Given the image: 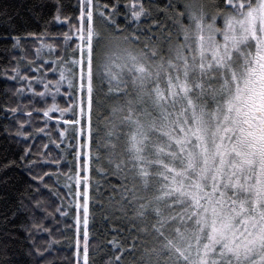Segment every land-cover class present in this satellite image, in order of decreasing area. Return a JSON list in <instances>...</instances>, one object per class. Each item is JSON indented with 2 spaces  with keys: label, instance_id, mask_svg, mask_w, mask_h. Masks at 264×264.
I'll return each mask as SVG.
<instances>
[{
  "label": "snow or ice",
  "instance_id": "6c2138e0",
  "mask_svg": "<svg viewBox=\"0 0 264 264\" xmlns=\"http://www.w3.org/2000/svg\"><path fill=\"white\" fill-rule=\"evenodd\" d=\"M53 6L55 21L71 20L62 18V0ZM108 7L77 0L76 23L61 34L63 50L41 40L34 59L23 61L32 75L19 63L11 69L20 101L5 109L15 121V130L5 127V133L26 144L47 137L42 148L57 149L56 157L43 161L55 172L32 176L55 206L49 212L36 200L35 208L52 219L75 213L76 264H89L91 173L101 171L93 168L101 160L92 155L94 81L107 82L108 93L119 94L131 79L135 99L110 109L103 145L96 142L97 152L105 149L108 171L123 177L111 189L109 207L130 232L126 240L110 242L118 254L105 264H121L125 255L131 264H264V0H215L211 11L199 0H172L159 13L176 30L173 44L171 29L163 25L166 48L151 28L122 29L114 18L119 5ZM126 10L134 25L150 20L162 27L145 0H129ZM13 39L16 48L19 37ZM49 73L58 78L49 79ZM77 94L78 101L70 103ZM64 96L61 106L58 98ZM149 102L152 111L145 108ZM121 137L124 146L117 151ZM31 155L29 145L19 157L27 160L29 175L43 166L28 159ZM14 164L0 163V169ZM45 177L54 179L52 186ZM150 188L156 192L151 198L142 194ZM8 220L5 216L3 223ZM31 229L52 233L38 221ZM31 243L27 254L43 258L57 242L50 240L45 251ZM0 264H11L6 249L0 250Z\"/></svg>",
  "mask_w": 264,
  "mask_h": 264
},
{
  "label": "trees",
  "instance_id": "16d2710c",
  "mask_svg": "<svg viewBox=\"0 0 264 264\" xmlns=\"http://www.w3.org/2000/svg\"><path fill=\"white\" fill-rule=\"evenodd\" d=\"M155 1L153 5H156L158 10L156 18H158L159 22H162L166 16L159 14L160 10H166L167 3H171L172 0ZM97 2L99 6L108 5V11L112 10L114 4L119 5L115 17L119 15L122 22H124L122 19L125 18L126 20L128 16L126 5L129 0H97ZM214 2L215 0H199V3L205 5L208 11L212 10L210 6ZM54 3L55 0H0V163H6L9 160L15 161L12 167L0 169V250L6 249L11 264H76L74 248L76 238L75 213L69 210L67 217L57 216L52 219L46 216L41 209L35 208L36 200L44 201L48 206L49 212H52L55 206L54 198L50 196L43 183L39 180H33L32 176L37 173L55 172V167L43 165V161L56 157L57 149L51 144H49L48 149L42 148L43 144L48 143L47 137L36 136L34 140L26 144L20 138L10 137L5 133V127H8L11 131L15 130V121L10 116H7L5 109L15 107L20 101V97L15 94V89L20 84L18 81H13L9 78L11 69L17 63H19L21 68H24L22 67L25 64L23 63L25 60L23 57L24 50L28 49L29 44L35 42L34 39L51 36L52 42H59L58 40H61L59 36L62 37L61 34L69 30V23H76L75 17L78 16L76 11L77 0H62L64 5L61 14L62 18L63 16L71 18L69 22L65 23L57 22L53 19L55 15ZM5 12L7 15L4 14ZM146 24L148 27L143 28H150L151 23L148 22ZM123 27L125 26H121L122 29ZM14 37H19V45L16 48H13ZM99 86L105 91L108 90L107 82L99 84ZM164 87L163 80L162 88ZM126 93L127 95L121 92L120 96H111L110 100L103 98L100 107L93 101L94 136L92 155L101 157L99 163H93V168H99L101 171L99 174L96 171L91 173L88 224L89 264H105V261L112 255L118 254L110 242L124 241L130 236L127 221L122 220L118 214L113 215L109 207L111 189L114 186L119 187L118 180H122L123 177L108 171L107 161L104 159L105 149L101 147L100 151L97 152L96 143L99 140L101 145H103L104 128L107 123L106 118H109V109L124 104L126 99H135L136 89L131 84V79L127 80ZM77 96L78 94L75 98ZM145 100L147 101L148 98L145 97ZM23 103H29L27 94ZM61 103L63 104L64 102L62 101ZM137 107L139 108V105ZM145 108L148 111L153 110L150 102L145 104ZM103 110H105V113H103ZM98 117H100L99 120ZM22 118L20 117V119ZM34 119H36L35 114ZM97 124L99 127H97ZM97 132H99V136H96ZM29 145L32 147V155L28 159L43 165L31 168L32 175H29L30 166L27 160L21 162L19 159L23 154V149ZM123 146L124 137H121L120 141L117 142V151L122 150ZM60 150L65 151L63 159L71 163L72 156L67 155V151L63 146H61ZM45 151L49 153V156H43ZM37 157H42V159H37ZM61 169L62 171L67 170L62 165ZM44 182L52 186L54 179L49 180L48 177H45ZM63 183L64 181L61 178L60 184L62 185ZM60 190L61 193L67 191V189L63 188ZM81 191H83V186H81ZM142 194L151 198L156 195V192L155 189L150 188L149 191ZM65 205H67V201H65ZM13 213H15L14 216ZM5 216L9 217L7 224L3 223ZM82 216L81 212V219ZM37 221L45 227L51 228V235L46 232H32L31 225ZM80 227L82 252L83 225L81 224ZM30 232H32L31 239L29 237ZM32 240H35L36 246L40 247L42 251H45L44 246L50 240H55L57 243L51 246L52 255L45 251L43 258H37L35 255L29 256L27 254L32 247ZM131 261L132 257L129 255L121 258V264H131ZM112 264H115L114 260Z\"/></svg>",
  "mask_w": 264,
  "mask_h": 264
},
{
  "label": "rangeland",
  "instance_id": "374dc122",
  "mask_svg": "<svg viewBox=\"0 0 264 264\" xmlns=\"http://www.w3.org/2000/svg\"><path fill=\"white\" fill-rule=\"evenodd\" d=\"M155 2H156L155 0H145V6L146 7H150L151 9H153V11L151 12V16L156 21V23H159V24L162 25V27H160V28H156L153 25L152 21H150V20H143V23H141L139 25H134V24L131 23V19L130 18H127L126 20L124 18V19H122V20H124V22H122L121 21V17L118 15V16L115 17V19L116 20L118 19L117 20V23L120 25V27L121 26H125V27H123V29H125L128 32L133 31L135 28L144 29L143 27H148V26H146L147 25L146 23H148V22L151 23V25H150L151 30L156 34V36L160 37V41L159 42L161 43V46L166 48L167 47V44L165 43V39H166V35L167 34L164 31L163 25H166L169 29H171V31H172V37H173V41H172L173 44L176 43V39H175V37H176V30H174L170 24H167L166 23L167 20H168V17H165L162 22H159L158 18H156L158 16L157 15V11L158 10L156 9V5L155 6L153 5V3H155ZM95 3L99 7L97 0H95ZM152 6H153V8H152ZM100 10H104V9L103 8H100ZM185 23H186V21H185ZM72 24H74V23H72ZM68 31L69 30H67L66 32H68ZM146 35H147V33H145L144 36H141V40H144ZM59 37L61 38V40H58L59 42H52L51 41V39H52L51 36H45V37H40V38L34 39L35 42L28 45V49H27L28 50V53H27V50L26 49L24 50V54H23L24 59L25 60H32V59H34L35 49L37 47H39L41 40H44L46 43H54V44L60 45L61 50H63V48L66 45H65V42L63 41V38L61 36H59ZM181 39H182V37H181ZM67 43L68 44H71V41H69ZM142 46L143 45H141V47ZM68 52H69V54L71 53V48H68ZM45 59H52V57H45ZM35 66L36 65H33V67H35ZM22 67H24V68H21V67L20 68L23 69V70H25V71H27L28 72V75H32L33 74L31 71H28V66H27L26 63L23 64ZM37 75H39V74L37 73ZM48 78L49 79H52V80H55V79L58 78V76H52L51 73H49L48 74ZM99 84H101L100 81H94V93H93V101H95L96 102V105H99V107L101 106V103L103 102V100H102L103 98H105L106 100H110L111 96H113V97L114 96H120V93L121 92H123V94H124L127 91V83L124 84V85L123 84L120 85L121 92L119 94H115V93L110 94V93H108V90L107 91L103 90L99 86ZM131 84H132V82H131ZM149 86H151V85H149ZM162 86H163V79L161 78L160 87L162 88ZM64 87L66 88L67 85L65 84ZM62 91H63V89H62ZM78 99H79V94H78V96L76 98H74L72 101H69V102L70 103H76L78 101ZM66 100H67V96H64L63 98H58V102L60 103L61 106H65V101ZM62 101L64 102L63 104L61 103ZM104 109H106V107H104ZM98 110L100 111V109H98ZM103 113H105V110H103ZM109 113H110V109H109ZM69 138H70V132H69Z\"/></svg>",
  "mask_w": 264,
  "mask_h": 264
}]
</instances>
